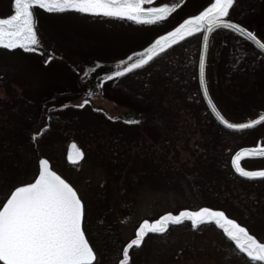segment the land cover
Segmentation results:
<instances>
[{"label":"rangeland","instance_id":"1","mask_svg":"<svg viewBox=\"0 0 264 264\" xmlns=\"http://www.w3.org/2000/svg\"><path fill=\"white\" fill-rule=\"evenodd\" d=\"M171 1V4H179L175 15L155 24H139L127 18L94 16L73 11L48 13L34 9L40 39L39 50L28 52L21 48L9 50L0 47V101H28L31 104L30 124L24 129L26 140L31 141L36 133H40L36 139L39 137L49 141L58 140L57 142L64 146L65 152L71 141L77 142L84 151L86 150L85 159L77 164L66 162L61 165L56 160L58 157H54V168L63 173L91 211L103 196H109L113 202V195L120 194L115 182L111 181L109 170H106L108 159L111 160L114 153L111 149H104L118 140L138 139L136 128L141 126L142 122L139 124L130 120V123H127L120 115L133 113L134 119H138L143 109L149 110V107L142 108L136 99L126 96L113 78L103 80L109 73H103L104 69L97 65H111L134 53L142 52L158 36L171 31L188 15L197 14L206 6V0H184L182 4L180 0H153L152 4L146 3L144 6H159L160 3ZM12 4L13 0H0V18L11 14L14 10ZM243 22L264 41V4L250 14L246 12ZM216 31L211 36L207 58L210 92L220 110L231 121L244 122L254 119L264 112V91H252L255 81L252 75L261 74L259 81L264 82V64L256 68H245L246 65L241 64L240 70L235 68V47L233 44H223L224 39L235 40V37ZM253 47L261 58H264L254 45ZM49 57L52 59L49 60ZM248 58L250 59L247 61L257 59L251 58L250 55ZM260 61L261 59L258 62ZM228 63L230 72L237 74L245 70V75L251 76H248L247 80L240 79V86H245L247 90L244 96L239 93L234 96L230 93L227 95L221 83L218 85L216 82L215 85L212 82L214 75L216 77L220 72L223 74L222 69L224 70ZM91 74L98 76V96L78 97L83 90V82ZM236 84L239 86L238 81ZM84 100L89 103L83 108L77 107ZM0 112L2 113L3 109L0 108ZM184 118L189 124H194V119L191 122L189 116ZM88 128L100 131V134L96 135L100 138L99 141L90 137L92 133ZM103 129L105 134L101 132ZM155 131L161 132L160 129ZM13 134L16 138L19 137L15 131ZM246 139V146L264 144V124L249 130ZM148 144L149 142H143L140 148ZM104 154L106 160L102 159ZM242 165L249 170L264 168V157H246L242 160ZM37 173L38 163L35 166V174ZM34 176L27 182H31ZM157 180L155 185L162 184L159 178ZM137 200L135 205H127L125 208L119 204L117 211L125 244L135 237L136 230L144 219L155 220L167 212L178 214L179 211L189 208V203L196 202L190 192L183 196L174 191L149 189L139 191ZM169 225L164 233L147 237L149 255L142 250L143 253L138 259L137 256L132 257L135 246L130 249L129 264H248L246 256L235 248L234 242L214 223H203L193 228L190 221L184 220L179 224Z\"/></svg>","mask_w":264,"mask_h":264},{"label":"trees","instance_id":"2","mask_svg":"<svg viewBox=\"0 0 264 264\" xmlns=\"http://www.w3.org/2000/svg\"><path fill=\"white\" fill-rule=\"evenodd\" d=\"M262 4L264 0H236L230 9V18L247 27L248 24L243 22L244 14L256 11ZM216 33L235 37V40L224 39L223 44L234 45L233 62L237 63L235 68L238 70L241 64L246 65L245 68L264 64V58L239 34L227 29ZM201 39L200 34L186 37L169 45L148 64L122 77H113L126 96L136 99L142 108L149 107V110L143 109L135 120L139 124L142 122L141 126H135L138 139L118 140L104 149H111L114 153L113 158L108 159L106 170H109L111 181L115 182L120 194L113 195V202L109 196H103L92 211L85 206L84 229L97 253L98 264H119V259L123 258L122 248L126 245L120 231L122 223L117 217L119 204L122 208L135 205L139 191L148 189L174 191L183 196L190 192L196 202L189 203L187 209L198 210L207 206L223 210L229 218L236 219L258 239L264 240V178L240 177L231 166V157L246 146L248 131L228 130L208 111L198 83ZM249 55L256 57V61H247ZM123 60L127 61V58ZM120 61L97 67L110 74ZM225 67L223 74L220 72L212 77V82L215 85L221 83L227 95L239 93L244 96L247 90L240 86V79L247 80L250 74L245 75V70L237 74L230 72L229 63ZM252 76L255 78L252 91H264V82L259 81L261 74ZM97 78L95 74L88 76L78 97L98 96ZM0 108L3 109L0 112V202H3L15 186L36 176L35 166L41 157H47L53 167L56 166L54 157H58L56 160L61 165L67 161L65 148L58 140L25 139L24 129L30 124L32 112L28 101H0ZM184 116H189L191 122L194 119V124H189ZM157 129L161 132H156ZM88 130L92 133L90 137L99 141L96 135L100 131ZM101 132L105 134L104 129ZM143 142L149 144L140 148ZM104 156L102 159L106 160ZM58 172L63 175L60 170ZM158 178L162 184L157 186ZM147 244L146 238L139 247L135 246L132 257L139 259L143 251L149 255Z\"/></svg>","mask_w":264,"mask_h":264},{"label":"snow or ice","instance_id":"3","mask_svg":"<svg viewBox=\"0 0 264 264\" xmlns=\"http://www.w3.org/2000/svg\"><path fill=\"white\" fill-rule=\"evenodd\" d=\"M235 2L206 0V6L197 14L188 15L171 31L158 36L141 53L128 56L127 61L121 60L117 69L106 74L103 80L122 77L148 64L169 45L200 34L203 37V52L199 55V82L203 86L204 96L208 97L205 70L209 34L217 29L231 30L254 42L255 47L264 52V41L255 32L230 18V9ZM146 3L152 4L153 0H13L14 10L0 18V47L9 50L21 48L28 52L39 50L40 39L34 9L48 13L73 11L94 16L127 18L139 24H155L164 21L179 7V4L169 3L145 7ZM180 3H184V0H180ZM88 103V100H84L77 107L83 108ZM208 103L218 120L228 129L245 130L264 122V115L246 123L231 122L221 114L210 98ZM38 135L40 133H36L33 139ZM76 147L73 143L72 148ZM81 156L83 153L77 149V158ZM241 157H264V144L241 148L231 157V166L240 176L264 178V168L249 170L242 167ZM69 159H72L71 154ZM84 216L85 205L77 190L50 167L48 159H40L38 175L31 182L15 186L6 200L0 202V264H98L97 253L83 227ZM184 220L190 221L193 228L205 222H214L234 242L235 248L246 256L248 264H264V241L236 219L229 218L225 211L207 206L195 211L181 210L178 214L167 212L151 221L144 219L135 237L122 248L123 258L119 259V264H129V250L134 246L139 247L148 232L164 233L169 224H179Z\"/></svg>","mask_w":264,"mask_h":264},{"label":"water","instance_id":"4","mask_svg":"<svg viewBox=\"0 0 264 264\" xmlns=\"http://www.w3.org/2000/svg\"><path fill=\"white\" fill-rule=\"evenodd\" d=\"M215 31V30H214ZM211 35H212V33L211 34H209V45H210V38H211ZM247 41H249L246 37H244ZM259 38V37H258ZM250 43H252L253 45H254V42H252V41H249ZM255 46V45H254ZM258 50V49H257ZM259 51V50H258ZM203 52V37H202V40H201V48H200V54ZM208 52H209V47H208ZM208 52H207V56H206V70H205V81H206V84H207V87H208V81H207V58H208ZM260 53H262L263 55H264V52H261V51H259ZM198 83H199V88H200V93H201V96H202V99H203V101H204V103H205V105H206V107H207V109H208V111L211 113V115L214 117V119L222 126V127H224V128H226V129H228L226 126H224V125H222V123L218 120V118L216 117V115H215V113L214 112H212V110H211V107H210V105H209V103H208V100H209V98L213 101V103H215V101L213 100V98H212V95H211V93H210V90H209V87H208V90H209V96L208 97H205L204 96V94H203V86L200 84V82H199V63H198ZM216 104V103H215ZM217 108H218V106H217ZM218 110L221 112V114L222 115H224L223 113H222V111L218 108ZM260 115H264V112L263 113H261ZM259 115V116H260ZM225 116V115H224ZM259 116H257V117H255L254 119H258V117ZM225 118L226 119H228L226 116H225ZM228 120H230V119H228ZM231 121V120H230ZM248 121V120H247ZM247 121H244V122H238V123H246ZM231 122H233V121H231ZM264 122H261V123H259V124H257V125H254V126H252L251 128H249V129H245V130H233V129H228V130H231V131H237V132H239V131H247V130H252V129H254V128H256V127H258V126H260V125H262ZM73 143H75V145L77 146L76 148H72V145H73ZM260 144V143H259ZM252 147H255V146H249V147H242V148H252ZM77 149H79L82 153H83V156H81V157H79V158H77ZM240 150V149H239ZM238 150V151H239ZM71 154V156H72V159H69V155ZM235 155V154H234ZM233 155V156H234ZM84 158H85V152H84V150L75 142V141H71L70 143H69V145H68V147H67V151H66V159H67V161L69 162V163H71V164H77V163H80V162H82L83 160H84ZM244 158H246V157H241V162H242V160L244 159ZM40 159H47L46 157H42V158H40ZM39 159V160H40ZM49 160V159H48ZM39 162V161H38ZM49 162H50V160H49ZM241 166H242V163H241ZM50 167H52V169L54 170V171H56L55 169H54V167L52 166V164H51V162H50ZM243 167V166H242ZM233 170H234V172H235V169L233 168ZM58 174H60L58 171H56ZM236 173V172H235ZM237 175H239L238 173H236ZM38 175V174H37ZM61 175V174H60ZM62 176V175H61ZM240 176V175H239ZM63 177V176H62ZM240 177H242V176H240ZM64 178V177H63ZM243 178H246V177H243ZM247 179H250V178H247ZM255 179H263V178H253V180H255ZM67 180V179H66ZM68 181V180H67ZM69 182V181H68ZM70 183V182H69ZM74 187V186H73ZM14 190V189H13ZM79 195V194H78ZM80 196V195H79ZM189 210V209H188ZM192 211H195V210H192ZM83 223H84V219H83ZM218 226V225H217ZM150 233H152V232H148L147 234H150ZM146 234V235H147ZM87 236V235H86ZM90 242V241H89ZM91 244V243H90Z\"/></svg>","mask_w":264,"mask_h":264},{"label":"flooded vegetation","instance_id":"5","mask_svg":"<svg viewBox=\"0 0 264 264\" xmlns=\"http://www.w3.org/2000/svg\"><path fill=\"white\" fill-rule=\"evenodd\" d=\"M168 3L171 4L172 1L171 2H168ZM176 10H178V9H176ZM176 10H174L173 12H171L167 18H170L171 19L175 15L174 13H175ZM133 115H134L133 113L131 115L128 113V114H122V115H120V117L123 119V121H125L127 123H130V120H136V119H134V116ZM127 117H129V118H127ZM262 125H260V126H262ZM254 158H257V157H254Z\"/></svg>","mask_w":264,"mask_h":264}]
</instances>
